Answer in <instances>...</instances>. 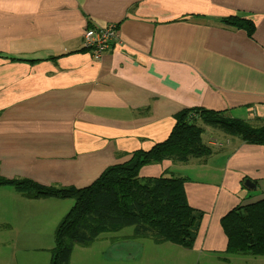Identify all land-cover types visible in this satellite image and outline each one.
Here are the masks:
<instances>
[{"label": "crops", "instance_id": "1", "mask_svg": "<svg viewBox=\"0 0 264 264\" xmlns=\"http://www.w3.org/2000/svg\"><path fill=\"white\" fill-rule=\"evenodd\" d=\"M230 16L253 22V32L225 23ZM108 23L118 40L95 61L83 33ZM191 107L264 126V0H0V176L88 185L166 139L174 114ZM209 128L203 139L212 154L190 161L211 176L192 180L171 170L169 159L143 165L139 175L168 169L187 177V202L202 212L192 247L230 264L239 255L226 254L221 218L264 199V145ZM1 195L9 202L1 201L0 221L14 223L25 198L8 186ZM57 221L43 240L31 234L38 244L0 249V264H48ZM182 248L169 247L162 262L172 256L176 263ZM109 250L99 251L103 264Z\"/></svg>", "mask_w": 264, "mask_h": 264}, {"label": "trees", "instance_id": "2", "mask_svg": "<svg viewBox=\"0 0 264 264\" xmlns=\"http://www.w3.org/2000/svg\"><path fill=\"white\" fill-rule=\"evenodd\" d=\"M223 21L247 34L254 29L253 22L242 17L230 16ZM174 120L166 139L148 150L133 151L128 161L106 167L82 187L42 185L25 177L0 176V187H11L26 199L72 200L53 230L48 264H70L75 246L89 247L103 233H115L126 226H132L129 237L115 236L111 242L148 238L155 244L192 247L202 212L187 202L184 182L188 178L168 169L158 176H140V168L165 159L186 163L211 155L212 149L203 139L204 125L262 145L264 126L202 107L184 108L174 114ZM221 226L227 238L226 254L264 255V199L236 206L221 218Z\"/></svg>", "mask_w": 264, "mask_h": 264}, {"label": "rangeland", "instance_id": "3", "mask_svg": "<svg viewBox=\"0 0 264 264\" xmlns=\"http://www.w3.org/2000/svg\"><path fill=\"white\" fill-rule=\"evenodd\" d=\"M205 126L210 127V131L219 132V128H214L208 125ZM209 139L218 140L215 136H211L209 137ZM170 168L175 172H179V174H186L192 180H197V178L204 179L206 176H211L210 171H206L207 168H203V165L192 166L190 160L186 163L175 162V164H173ZM197 170H200V172L196 173ZM1 201H3L5 204L9 202L2 195L0 196V206ZM66 201L69 203L68 200ZM70 201L72 204V200ZM69 207L70 205L68 206L67 204H65L63 199L50 201L49 203H46L39 199H23L22 202H19L16 208L17 215L15 217L16 219L14 223H10V220L0 221V249H2L4 252L7 251L10 246L12 248V242H17L19 250H21L22 247L29 248V246H31L32 244L40 243L41 239L43 240L45 238V235L41 234V232L45 231V227L53 228V220L54 222H56L57 220L59 221V219L65 214ZM54 208H56V211H53ZM9 210L11 211V209ZM36 210L38 211V213H36ZM7 212L9 213L8 210ZM10 217L11 212L10 214H8L7 218L10 219ZM3 219L6 218L3 216L1 220ZM17 219L18 221H16ZM5 225H8V227H6ZM10 226L13 229H10ZM15 233L18 235V240L15 237ZM131 233L132 226H126L115 233H103L89 247L75 246L71 252L70 264H103L101 262L99 251L107 248L108 246L112 247V249H115L114 251L109 250L110 255H107L110 256V264H164L162 260L166 258L165 253L169 250V247H179V249H181L180 246L172 243L158 245L148 238H123V240L111 242L112 237H129L128 235ZM31 234L39 236L41 237V239L35 240L33 237H31ZM12 238H14L16 241ZM193 247L182 248L183 254L178 258V261L176 263L172 262V256L167 257L166 264H222L219 260H216L217 258L214 255L210 256L203 250L199 251V247H195L194 250ZM138 253L140 256L137 257L136 255ZM23 254L24 253H20V255L16 257L17 260L21 258V261H25V257L23 256ZM111 254H114V256H111ZM135 257H137V259H135ZM240 257V255L236 257L233 263V257L230 256V264H241L242 259ZM159 261H161V263ZM244 261H246L247 264H263L264 256H244Z\"/></svg>", "mask_w": 264, "mask_h": 264}, {"label": "built area", "instance_id": "4", "mask_svg": "<svg viewBox=\"0 0 264 264\" xmlns=\"http://www.w3.org/2000/svg\"><path fill=\"white\" fill-rule=\"evenodd\" d=\"M118 29L114 23H108L105 26L87 27L82 36V46L89 51L95 61H99L111 44L118 40ZM215 145H220L216 139H209ZM208 141V142H209Z\"/></svg>", "mask_w": 264, "mask_h": 264}, {"label": "water", "instance_id": "5", "mask_svg": "<svg viewBox=\"0 0 264 264\" xmlns=\"http://www.w3.org/2000/svg\"><path fill=\"white\" fill-rule=\"evenodd\" d=\"M245 183H246L247 185H249L251 182L247 179V180H245Z\"/></svg>", "mask_w": 264, "mask_h": 264}]
</instances>
